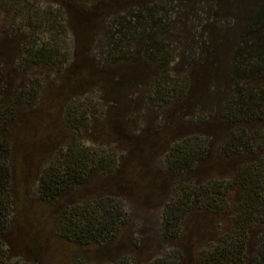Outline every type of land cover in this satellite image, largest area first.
I'll use <instances>...</instances> for the list:
<instances>
[{"label":"trees","instance_id":"trees-1","mask_svg":"<svg viewBox=\"0 0 264 264\" xmlns=\"http://www.w3.org/2000/svg\"><path fill=\"white\" fill-rule=\"evenodd\" d=\"M46 1L60 12L62 25L55 28L71 38V53L35 33L51 20L30 8L28 19L22 15L28 22L0 37V264H41L40 251L10 229L15 119L21 104L31 107L38 99L41 84L34 77L12 90L9 67L31 75L56 68L65 93L89 89L92 82L119 97L147 86L146 100L168 121L175 116L169 137L163 131L140 140L164 141L167 169L192 177L176 183L163 206L162 235L177 247L143 262L126 256L73 264H264V0ZM84 93L64 107L63 122L72 129L92 117ZM123 164L111 152L96 155L75 142L41 170L38 194L55 206L62 240L103 244L118 233L127 217L114 195L73 193L100 174L120 178ZM217 170L219 178L212 176ZM198 216L222 226L194 257L185 226Z\"/></svg>","mask_w":264,"mask_h":264},{"label":"rangeland","instance_id":"rangeland-1","mask_svg":"<svg viewBox=\"0 0 264 264\" xmlns=\"http://www.w3.org/2000/svg\"><path fill=\"white\" fill-rule=\"evenodd\" d=\"M11 1L0 0V37L13 31L18 22H28L25 19L30 14L26 12L38 10L42 12V17H48L52 22L44 21L45 25L35 33H39L48 45L53 39L56 40L62 53H71V38L66 33H58L55 28L62 25L55 4L46 0H18L19 7H14L13 3L17 2ZM60 31L63 33L62 27ZM93 50L96 58H100L98 47ZM5 74L12 78V90L16 89L18 82L27 84L34 77L39 78L41 84L35 103L31 107L19 106L10 157L13 200L10 229L15 231L20 242L27 238L32 251H40L41 264H73L77 261L103 263L126 256L135 263L163 256L177 247L178 241L162 235L163 206L170 197L172 187L192 177H180L167 169L163 160L164 141L150 145L140 140L163 131L167 138L175 126V116L168 121L167 113L162 108L146 100L147 86H139L132 95L120 97L104 93L94 82L90 83L89 89L65 93L60 87L62 73H58L56 68H46L43 73L38 71L31 75L30 71L20 72L9 67ZM81 93L86 94L81 97L93 105L88 109L92 111V117L86 126L76 130L63 122V110L70 98ZM76 99L79 100L78 97ZM109 117L112 121L116 120L114 126L110 124L111 121L106 123ZM167 126L169 128H164ZM75 142L96 155L105 156L111 152L114 158L118 157L124 163L120 178L109 179L107 175L100 174L73 193L75 197L93 199L114 195L126 212V222L114 237L103 244L76 245L62 240L57 234L55 206L42 200L38 194L41 170L51 162L58 161L60 154ZM212 176L219 178L218 170ZM221 226L219 220L208 223L199 216L186 223L185 231L192 233L190 246L194 257L204 240L216 235Z\"/></svg>","mask_w":264,"mask_h":264}]
</instances>
